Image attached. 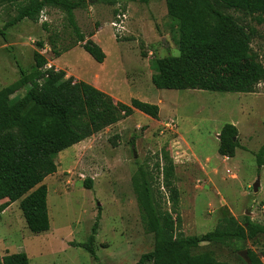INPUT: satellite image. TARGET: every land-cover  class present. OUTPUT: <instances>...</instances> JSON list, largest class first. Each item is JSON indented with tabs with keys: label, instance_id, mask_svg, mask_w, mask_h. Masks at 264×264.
Returning a JSON list of instances; mask_svg holds the SVG:
<instances>
[{
	"label": "rangeland",
	"instance_id": "1",
	"mask_svg": "<svg viewBox=\"0 0 264 264\" xmlns=\"http://www.w3.org/2000/svg\"><path fill=\"white\" fill-rule=\"evenodd\" d=\"M85 2L84 8L74 11L75 21L85 40L94 36L107 56L104 63H96L82 44H76L63 12L46 8L37 22L24 20L6 29L5 38L0 36V89L19 79L17 65L29 70L38 52L48 68L71 72L84 83L98 76L103 88H115L109 90L115 102L159 101L160 117L155 121L135 111L59 153L56 172L43 181L48 230L33 234L19 202L13 203L0 215V256L25 253L29 264H135L153 248V237L143 228L132 188L139 167L152 179L161 209L173 218L167 190H178L177 232L183 236L214 230L223 209L240 223L248 216L264 226V165L258 170L255 161L264 143V86L252 94L158 90L149 79L153 73L150 61L179 55L176 22L168 17L165 0ZM118 10L126 16L122 31L112 26ZM223 11L254 29L250 48L264 66V24L232 10ZM14 15L10 1L1 2L0 29ZM39 42L42 48L36 46ZM55 52L61 55L56 57ZM24 92L13 97H22ZM171 120L175 127L165 129L164 123ZM225 124L238 130L240 147L230 159L217 152V135ZM87 180L90 189L84 186ZM257 180L258 190L253 192ZM98 208L95 261L85 250L69 244L85 242ZM200 246L196 253L208 252L216 261L251 264L258 260L264 264V235L240 243L241 251L235 245Z\"/></svg>",
	"mask_w": 264,
	"mask_h": 264
},
{
	"label": "trees",
	"instance_id": "2",
	"mask_svg": "<svg viewBox=\"0 0 264 264\" xmlns=\"http://www.w3.org/2000/svg\"><path fill=\"white\" fill-rule=\"evenodd\" d=\"M9 1L15 15L0 29L1 37L5 38L6 29L24 20L37 22L44 9L56 8L65 14L76 44H82L80 47L96 63L104 62L102 49L91 39L85 40L75 21L74 11L84 8L85 0ZM96 1L113 4L120 0ZM165 7L168 17L176 22L179 55L150 61L154 88L252 94L259 85L264 86V66L250 48L256 35L254 29L223 11L232 10L261 25L264 0H165ZM36 46L42 48L43 43ZM60 55L55 52L56 57ZM33 61L29 70L17 65L19 79L0 89V213L19 202L26 226L33 234H40L49 228L47 188L43 180L56 172L57 155L134 111L158 120L159 108L137 99H132L129 105L115 102L92 86L66 77L64 71L48 68L46 58L38 52L33 54ZM22 89L25 91L22 97H13ZM237 134V128L231 124L221 128L217 150L220 157L235 156L240 147ZM255 161L259 170L264 165V143L255 154ZM151 181L143 167L132 178L141 223L153 237L152 251L141 255L135 264H230L196 250L206 243L235 245L241 251L240 243L264 235L263 225L248 216L240 223L223 209L214 230L201 236H183L177 232L178 190H167L173 218L161 209ZM84 186L90 189L91 182L85 181ZM99 220L98 208L85 242L69 244L85 250L95 261ZM0 264H29V261L25 253L8 258L6 254L0 257ZM251 264L262 263L256 260Z\"/></svg>",
	"mask_w": 264,
	"mask_h": 264
},
{
	"label": "crops",
	"instance_id": "3",
	"mask_svg": "<svg viewBox=\"0 0 264 264\" xmlns=\"http://www.w3.org/2000/svg\"><path fill=\"white\" fill-rule=\"evenodd\" d=\"M94 36H92L91 37V40L94 42ZM95 43V42H94ZM106 56V55H105ZM107 57V56H106ZM105 57V58H106ZM105 61V60H104ZM104 63V62H103ZM56 68V67H55ZM65 73H66V77H72V78H74L76 81H81L79 78H77V77H75V76H73V74H71V72H68V71H66L65 70ZM151 77H149V79H150ZM83 82V81H82ZM127 83V82H126ZM86 84H88V85H90V86H92L93 88H95V89H97V90H99V91H101V92H103V93H105V94H107V95H109L112 99L113 98H115V97H113L112 95H110V91H114L115 90V88H109L108 86L106 87V89L105 88H103V86L104 85H102V83L99 81V77L98 76H96V77H94V78H92L91 79V81H89V83L87 82ZM110 90V91H109ZM150 104H154V105H157L158 106V108H159V117H160V114H161V109H160V106H159V101L158 102H152V103H150ZM135 112V111H134ZM156 121V120H155ZM74 147V146H73ZM72 148V147H71ZM70 149V148H69ZM225 159H228V158H225ZM44 181V180H43ZM0 203H2V202H0ZM12 205V204H11ZM11 205L7 208V209H5L3 212H1L0 213V215H3V214H5L6 213V211H8L9 210V208L11 207ZM4 255H6V254H4ZM4 255H2V256H4ZM12 254H7V258L9 257V256H11ZM1 257V256H0Z\"/></svg>",
	"mask_w": 264,
	"mask_h": 264
},
{
	"label": "built area",
	"instance_id": "4",
	"mask_svg": "<svg viewBox=\"0 0 264 264\" xmlns=\"http://www.w3.org/2000/svg\"><path fill=\"white\" fill-rule=\"evenodd\" d=\"M126 20V16L122 11L118 10V13L116 14V20L113 22L112 26L116 29V31H122V25L124 24V21ZM165 129L172 130L175 127L174 122L171 120L169 122L164 123Z\"/></svg>",
	"mask_w": 264,
	"mask_h": 264
},
{
	"label": "water",
	"instance_id": "5",
	"mask_svg": "<svg viewBox=\"0 0 264 264\" xmlns=\"http://www.w3.org/2000/svg\"><path fill=\"white\" fill-rule=\"evenodd\" d=\"M219 138V136L217 135V139ZM258 186H259V182H258V180L252 185V190H253V192H257V190H258ZM240 254L242 255V256H244L245 255V252H240Z\"/></svg>",
	"mask_w": 264,
	"mask_h": 264
}]
</instances>
